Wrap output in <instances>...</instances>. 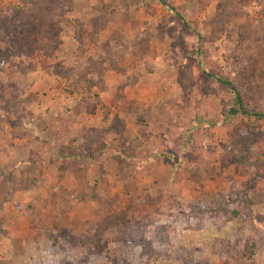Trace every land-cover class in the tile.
Returning <instances> with one entry per match:
<instances>
[{
  "label": "rangeland",
  "instance_id": "obj_1",
  "mask_svg": "<svg viewBox=\"0 0 264 264\" xmlns=\"http://www.w3.org/2000/svg\"><path fill=\"white\" fill-rule=\"evenodd\" d=\"M167 1L0 0V264H264V0Z\"/></svg>",
  "mask_w": 264,
  "mask_h": 264
},
{
  "label": "trees",
  "instance_id": "obj_2",
  "mask_svg": "<svg viewBox=\"0 0 264 264\" xmlns=\"http://www.w3.org/2000/svg\"><path fill=\"white\" fill-rule=\"evenodd\" d=\"M159 1L161 4H163V6L167 10H169L173 14L174 19L180 20L185 27L192 29L189 23L187 22V20H185V18L176 10V8L173 5H171L167 0H159ZM217 80L230 86L232 90L235 92L232 105H230L227 108L226 112L225 111L224 112L229 116H236L238 114L249 115L250 112L243 107L239 92L235 88H233L231 82L229 80L222 79V78H217ZM252 115L256 119L264 117V113H261V112H253Z\"/></svg>",
  "mask_w": 264,
  "mask_h": 264
},
{
  "label": "crops",
  "instance_id": "obj_3",
  "mask_svg": "<svg viewBox=\"0 0 264 264\" xmlns=\"http://www.w3.org/2000/svg\"><path fill=\"white\" fill-rule=\"evenodd\" d=\"M39 125L41 126V123H36L34 126L32 125L31 127H32V128H35V129H37V130H40V132L46 130V127H41V128H40ZM108 125H109V124H108ZM24 126H27V125H24ZM38 126H39V127H38ZM111 128H112V127L106 126V128H104V129H105V130H109V129H111ZM112 129H113V128H112ZM105 130H103V131H105ZM114 130H115V129H114ZM49 133H50V132H49ZM0 134H1V138H2V139H3V137H4V139H3L2 141H5V142L8 141L7 138H6V133H5L4 131L0 132ZM51 134H52V132L50 133V135H51ZM33 135H34V137H35V136L37 137V134H36V133H34ZM52 135H53V134H52ZM2 136H3V137H2ZM109 144H110V143H108V145H109ZM111 145H112V144H111ZM103 154H104V153H103ZM99 155H100V154H99ZM63 157H64V156H63ZM63 157H62V158H63ZM65 158H66L67 160L71 159V158L68 157L67 155L65 156ZM49 159H50V158H49ZM59 159H60V158H59ZM61 160H62V159H60V160L57 159V160H54V162H55V161H61ZM3 161H4V162H8L9 160H8L7 158H6V159H3V158H2V162H3ZM6 164H7V163H6ZM6 167H7V166H6ZM70 173H71V171H70V172L68 171V172L66 173V178H71L72 175H71ZM75 175H76V174H75ZM4 208H5V205L3 206L2 209H4ZM0 210H1V209H0Z\"/></svg>",
  "mask_w": 264,
  "mask_h": 264
}]
</instances>
